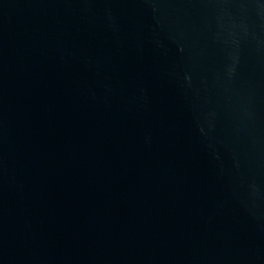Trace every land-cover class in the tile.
<instances>
[{"label": "water", "instance_id": "1", "mask_svg": "<svg viewBox=\"0 0 264 264\" xmlns=\"http://www.w3.org/2000/svg\"><path fill=\"white\" fill-rule=\"evenodd\" d=\"M0 264H264V0H0Z\"/></svg>", "mask_w": 264, "mask_h": 264}]
</instances>
